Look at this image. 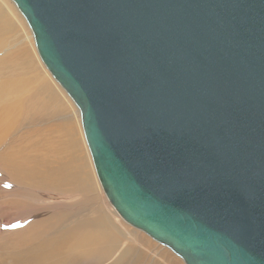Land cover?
Wrapping results in <instances>:
<instances>
[{"label": "water", "instance_id": "1", "mask_svg": "<svg viewBox=\"0 0 264 264\" xmlns=\"http://www.w3.org/2000/svg\"><path fill=\"white\" fill-rule=\"evenodd\" d=\"M12 1L119 216L185 264H264V0Z\"/></svg>", "mask_w": 264, "mask_h": 264}, {"label": "bare ground", "instance_id": "2", "mask_svg": "<svg viewBox=\"0 0 264 264\" xmlns=\"http://www.w3.org/2000/svg\"><path fill=\"white\" fill-rule=\"evenodd\" d=\"M14 15L11 3L0 0V60L7 58L0 66V168L15 185L51 190L59 203L69 199L74 208L24 220L12 231L10 260L0 254V264H79L81 254L101 263L113 248L104 215L91 214L96 169L83 127L78 129L80 110L44 68L36 45L32 42L30 51L18 41L22 35Z\"/></svg>", "mask_w": 264, "mask_h": 264}, {"label": "rangeland", "instance_id": "3", "mask_svg": "<svg viewBox=\"0 0 264 264\" xmlns=\"http://www.w3.org/2000/svg\"><path fill=\"white\" fill-rule=\"evenodd\" d=\"M8 2L11 3V5L14 8L15 15L12 17H14V22L16 23L15 25L18 27V29L17 28L16 29L20 31V34L22 35L21 39L18 41L23 45H25L31 51L32 42L34 43L35 46L33 33L30 27L28 26L25 18L18 10L15 3L12 0H8ZM3 51L5 53V50ZM5 60H7V58L0 60L1 62L0 66ZM43 66L45 68L44 64ZM21 67H18L19 70H22ZM13 69L18 70L17 67ZM45 69L48 70L47 68ZM53 80L51 79L52 83L56 85L57 84L56 81ZM58 86L57 88L59 89L60 86L59 87ZM59 90L63 91L66 94V92L62 88H60ZM66 96L68 99H70L67 94ZM68 101L69 103H73L70 100ZM75 108L77 109V107L74 106V109ZM65 120L70 121V118L67 116ZM78 123H79L77 124L78 129H80L81 132L82 126H81L80 116ZM1 150H3V147H0V151ZM91 161H93L92 158ZM92 178L95 187L96 197H95V209L91 211V214L93 213V216L97 215L98 213L104 215L105 224L107 226L108 232L110 234V239L112 242L110 246H112L111 248H113L111 257L108 258L107 260L105 259L102 262L100 261L101 263H97V264H114V262L117 263L116 260L118 261L120 255L121 256L123 255V257L118 261L117 264L119 263L120 264H185L183 259L180 256H178L174 251H172L169 247L157 242L156 240L148 236L145 232L125 222L119 216V214L116 212V210L113 208V206L106 198L101 188V184H99L100 182L97 179L95 170L93 172ZM57 196L58 195L54 192H51V190L41 191L39 189H35L32 187H30L29 189L25 187L24 189L19 185L17 186L5 176L4 172H2L0 168V232H1L0 254L1 255L7 256L9 258L10 254L8 253H10V248L13 246L12 244L14 243L13 241H11V238L12 236H15L12 235L13 233L12 231L18 228L22 223H24V220H26L27 218H31L33 216L37 217L42 214L47 215L46 212H53V211H56L58 213H66L69 211V209L74 208L73 203H71L69 199H64L62 200L63 202L59 203L58 202L59 199ZM17 203L18 205H16ZM21 211L26 213V215L24 214L25 216H22L23 215L22 214L16 218L14 215L15 214L17 215ZM54 235L56 234L53 233V236ZM76 260L77 262L80 261V263L82 264H90L91 262H94L92 261V256L90 255L86 256V254L79 255L78 258H76ZM94 264L96 263L94 262Z\"/></svg>", "mask_w": 264, "mask_h": 264}]
</instances>
